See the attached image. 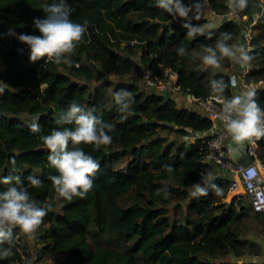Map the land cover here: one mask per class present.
Masks as SVG:
<instances>
[{
    "label": "trees",
    "instance_id": "trees-1",
    "mask_svg": "<svg viewBox=\"0 0 264 264\" xmlns=\"http://www.w3.org/2000/svg\"><path fill=\"white\" fill-rule=\"evenodd\" d=\"M260 1L264 5V0ZM54 2L58 0H0V63L5 66L7 86L0 87V177L19 175L33 199L51 204L43 220L51 226L40 240H46L45 248L53 257L65 256L54 264H140L141 257L144 264H209L201 259V254L212 256L235 248L239 240L232 226L247 210L242 206L239 213L235 198L230 204H217L219 198L226 197L229 181L212 180L207 195L190 200L188 208L197 218L173 221L159 207L168 203L171 193L190 196L184 188L198 183L201 170L207 168L201 163L207 148L202 141L182 143L177 149L174 144L163 147L157 141L150 145L143 141L152 137L162 123L173 124L180 133L187 134L189 129L209 130L212 122L197 112L179 108L174 100L156 92L148 94L138 84L129 83L126 77L138 73L142 65L130 53L121 52L135 44L142 50V63L161 66L160 71L177 72L181 89L197 98L214 96L212 81L222 80L228 85L222 95L231 98V79L226 73L209 81L204 71L190 68L191 60L202 51V46L215 47L221 33L231 34L229 45L238 41L245 25L242 19L253 13L251 0L239 13V20L234 18L204 34L201 32L209 24L206 19L186 17L178 21V16L158 8L156 0H67L73 9V22L87 21V31L71 57V67L46 64L44 59L32 62L29 46L7 35L10 27L18 34L40 35L34 20L44 19L42 6ZM210 4L217 15L229 13L227 0H210ZM162 24L167 25L165 33L161 31ZM185 24L199 28V36L187 37L189 29ZM254 31L248 53L253 57L249 65L254 68L247 77L250 83L264 80V16L259 18ZM177 47L186 48L188 54L179 55ZM108 76L117 81L108 80L91 91L90 85L102 83ZM108 84L114 85V90L105 99ZM121 90L132 97V114L127 119L122 118L127 114L118 111L114 99ZM255 99L264 109V89L256 92ZM73 102L114 125L108 133L113 139L110 145L98 150L92 145H81L100 165L93 187L85 198H62V212L56 215L55 191L48 177L58 173L49 164V152L40 136L53 129L73 127L56 123ZM24 116L29 117V123ZM33 122L39 124L40 132L30 131ZM259 154L264 162V143L259 146ZM127 156L134 161L126 171L116 169L115 165ZM13 158L15 172L10 171ZM165 166L173 171L169 173ZM29 176L41 180V187H32ZM165 185L169 193L166 199L163 193L156 195L157 189ZM8 187L0 184V192ZM220 189L223 193L218 197ZM131 193L139 201L129 208L122 207L121 198ZM93 227L109 240L95 237ZM19 231L15 229L14 235ZM123 245L128 246L127 252L120 250ZM18 249L15 240V254L0 260V264H16L21 259Z\"/></svg>",
    "mask_w": 264,
    "mask_h": 264
},
{
    "label": "clouds",
    "instance_id": "clouds-1",
    "mask_svg": "<svg viewBox=\"0 0 264 264\" xmlns=\"http://www.w3.org/2000/svg\"><path fill=\"white\" fill-rule=\"evenodd\" d=\"M158 8L163 9L173 16L186 18L192 8L182 3V0H156ZM196 11L200 6L197 4ZM247 7V0H227V8L233 17ZM46 13L44 19H35L34 27L38 29L40 35L18 34L13 28H9L8 36H14L19 42L26 44L30 48V60L32 62L45 60V63L55 65L72 66V55L77 46L83 41L87 31V21L83 24L75 23L71 19L72 7L67 0H58L51 4L42 6ZM199 18V17H197ZM189 29L188 35L193 36L200 31L199 28L185 24ZM232 39L231 34L224 32L217 39L215 47L202 46V51L196 54V58L202 61L204 70L208 68L218 69L221 61L228 58L247 69L252 56L243 45H229L227 42ZM178 54L185 55L183 47L178 49ZM111 78V77H110ZM231 86H237V80L232 77ZM228 87L224 81H212V94H222ZM2 91V90H0ZM256 93L247 90L231 98L222 97L220 103L222 108L219 112V119L222 122L225 132L231 137L235 148L229 147L230 152L238 151L244 143L253 142V138L259 139L264 136V109H262L255 99ZM118 111L127 119L131 115L132 97L126 90H121L114 96ZM38 119V118H37ZM58 125H70L62 130L53 129L50 134L41 135L40 140L48 150L47 157L51 167L55 168L58 175H50L52 188L58 197L71 201L74 197L85 198L92 189L94 177L99 170V163L86 154L81 145H92L95 150L101 146H108L112 143V136L108 133L114 125L108 124L97 118L92 110L73 102L67 111L61 113L56 121ZM30 131L38 133L41 131L38 123L30 124ZM13 167L10 170L15 172V159L11 161ZM171 173L173 169L165 166ZM29 183L34 188H39L42 181L34 176L28 177ZM0 184L9 185L6 191L0 192V260L12 257L15 253L14 230L19 229V235H23L28 241H34L36 233L43 223L51 204L44 202L41 204L33 199L28 189L23 185L19 175L9 174L0 177ZM205 186L196 183L192 186L190 195L194 198L207 195L208 182ZM215 188L214 185H212ZM219 190H217L218 192ZM164 194L168 197L167 185L157 189L156 195ZM3 245H8L3 247Z\"/></svg>",
    "mask_w": 264,
    "mask_h": 264
},
{
    "label": "rangeland",
    "instance_id": "rangeland-1",
    "mask_svg": "<svg viewBox=\"0 0 264 264\" xmlns=\"http://www.w3.org/2000/svg\"><path fill=\"white\" fill-rule=\"evenodd\" d=\"M182 3L186 6H189L186 2V0H182ZM190 7V6H189ZM230 13V12H229ZM189 14L191 15V17H194V14L192 11L189 12ZM189 16V15H188ZM187 16V17H188ZM205 16V15H204ZM213 17H215L216 15H211ZM216 18V17H215ZM183 18L178 16V21L181 20ZM228 22V21H227ZM166 24H162L161 25V31H163L164 33L166 32ZM208 31V28H205L201 34H204ZM162 32V33H163ZM199 34L196 33L193 36H189L187 35V37L190 38H195L198 37ZM125 44H122V48H125ZM181 47H177V49H179ZM184 48V47H183ZM185 49V55L188 54V50L186 48ZM123 54H131L133 56V58L138 61L139 63H142V50L138 47L135 46V44L133 46H131L128 50L126 49L125 51L121 52ZM146 65V64H143ZM143 65L141 70L136 73V74H132L128 77H126L127 81L129 83H133V84H138L140 87L142 86V82H143ZM230 66V59L225 58L224 60L221 61V67L218 69H212V68H208L207 70H204V66L202 64V61L198 58H192L191 60V65L190 68L191 69H200L202 71H204L207 75V79L210 81H212L213 79V75L217 74V71H219L220 69H227ZM4 72H5V66L0 63V87L2 88H6V84L4 83ZM216 72V73H215ZM111 77V78H110ZM116 77L114 76H108L106 81L102 82V83H95L91 86V91H95L97 89H99L100 85L105 84L106 82L111 81V82H115L117 81L116 79H114ZM74 81H78V79L73 78ZM114 90V85H109L106 88V90L104 91L105 94V99H108L110 97V95H112V92ZM141 90L143 92H145V87H141ZM152 92H156L157 91H152ZM147 93V92H146ZM108 106H111V103H108ZM24 121L26 122H30V119L28 116H24ZM185 137V134H182L178 131V128L175 125H167L162 123L160 128L157 129L156 133L143 141V144L146 145H150V142L152 141H157L159 144H161L163 147H167L170 144H174V149H177L181 146H183L182 143H185L183 141V138ZM160 141V142H159ZM134 160L132 159V157L127 156L124 158V160L120 163L115 165V168L121 171H126L127 167L130 165V163H132ZM200 178L198 183H201L202 186H205L204 181L206 180L208 182V185L211 184L212 180H215V178L213 177L215 175L214 171L210 168L207 167L203 170H201L200 172ZM36 174H39V171H36ZM194 184H189L188 187L184 188L185 190L190 192L193 190L192 186ZM207 185V188H208ZM218 194V197L222 195L223 190L220 189ZM236 195H240L243 196V192L242 190H240L239 194H234L231 192V189L229 188L226 197L225 198H219V200L217 201V204H230L233 200V198ZM232 197V198H231ZM193 197L190 195L188 198L183 197V195L181 196L178 193H171L170 199L168 200V203L165 206H159L160 208H162L164 210L165 215L169 216L173 221H179V222H183L185 221V219L192 217V218H197V215L193 212H191L188 208V205L190 203V200ZM244 198V197H243ZM53 200L56 203V208L54 210V214H58L61 213L62 211V206L64 205V203L62 202V198L58 197L57 193H54L53 195ZM139 198L135 193H131L128 194L124 197L121 198L120 200V205L122 207L125 208H129L131 207L134 203L138 202ZM243 206L246 208L245 210V215L244 217L236 222L233 226H232V230L236 233L239 243L235 248H229L227 250H223V251H219L218 253L214 254V255H209V254H201V259L203 261L208 262L209 264H239L238 261H248V260H255V259H261L264 258V216H258L253 214V212L250 211V209H248V205L246 204V200L244 199L243 202ZM50 223L47 220L46 222H43L42 225L40 226V228L38 229L37 234H40V237H36L34 242L32 241H28L23 235L22 236V242H23V253L26 256L27 262L26 264H38L41 261L45 262L51 259H54V261L60 262L61 260H63L65 258V256H61L59 257V259L53 257L49 251L46 250V248H42V244L46 245V240L42 241L40 244H38V240H40V238L42 237V234H44L45 231L50 229ZM92 232L94 234L95 237L97 238H101L103 240H106L107 237L102 236L96 228H92ZM109 239H107L108 241ZM111 245H114L113 243H110ZM41 247H40V246ZM34 250V251H33ZM38 250L37 254L36 251ZM120 250L122 252H127L129 250L128 246L123 245ZM53 262V261H52ZM140 264H144L143 258L141 257L139 259Z\"/></svg>",
    "mask_w": 264,
    "mask_h": 264
},
{
    "label": "built area",
    "instance_id": "built-area-1",
    "mask_svg": "<svg viewBox=\"0 0 264 264\" xmlns=\"http://www.w3.org/2000/svg\"><path fill=\"white\" fill-rule=\"evenodd\" d=\"M187 4L192 8L194 17L203 19L207 15H217L210 4V0H186ZM199 5V12L196 11V5ZM205 15V16H204ZM220 16V15H217ZM237 18V17H235ZM240 17L238 16L237 20ZM244 42L247 49L251 50V41L253 34L248 30H244ZM161 66H147L143 76V84L149 91H157L158 94L172 92L175 94H188L189 98L204 112L207 113V118L212 122L209 130L204 132H194L191 129L187 130V134L183 138L186 144H195L202 141L206 144V153L201 159V163L210 167L218 180H227L230 183L231 192L238 189L243 190V196L236 195V209L240 213L242 210L244 199L253 214L264 216V162L258 159L260 144L264 143V136L259 139L253 138V142L246 141V156L252 158L249 165H241L232 157V152L229 151L231 145V137L225 132L222 122L219 119V112L222 108L220 100L225 97L222 94H217L209 98H197L188 92H185L178 85L179 74L171 70H161ZM254 68L248 66L241 80H237V86L241 87V93L247 90H252L255 93L261 89L260 83H250L247 79V73ZM233 88V87H232ZM240 93V94H241ZM239 194V192H236ZM244 197V198H243ZM233 198V199H234ZM16 241L19 244V252L21 259L16 264H25L26 256L23 253L22 236L17 234ZM239 264H264V258L255 260H240Z\"/></svg>",
    "mask_w": 264,
    "mask_h": 264
},
{
    "label": "crops",
    "instance_id": "crops-1",
    "mask_svg": "<svg viewBox=\"0 0 264 264\" xmlns=\"http://www.w3.org/2000/svg\"><path fill=\"white\" fill-rule=\"evenodd\" d=\"M262 4H263V2H261ZM188 17H191V15L188 13ZM228 17V21H230V20H232V19H234L235 17H233V16H231L230 15V13H228V14H226V15H220V16H215V17H213V16H211V15H207L206 17H204L203 19H206L207 21H208V27H206V28H208V31L210 30V29H214L216 26H217V28L219 27V26H221V24H223V18L224 17ZM191 18H193V17H191ZM247 16L246 17H244L243 19H242V22L243 23H245L246 24V21H247ZM259 18L260 17H258L256 20H255V23H253L248 29L246 28V26L244 25V30L246 29V30H248L249 32H251L252 34H254L255 33V31H254V28H255V26L257 25V23H258V20H259ZM235 19H237V18H235ZM207 31V32H208ZM234 44H236V45H243L246 49H247V45H246V43L244 42V39H243V35L241 34V38L238 40V41H236ZM141 64V63H140ZM144 64V63H143ZM143 64H141V65H143ZM147 64L146 65H143V69H142V72H143V76H144V72H145V69L147 68ZM248 66H250V65H248ZM245 70L246 69H244V68H242L239 64H237V63H235L234 61H232V60H230V66H229V68H227V69H220L219 71H217V74H219V73H226L229 77H230V79L232 78V77H236L238 80H241L242 79V77H243V75H244V72H245ZM216 73V72H215ZM217 74H214L213 75V80H214V77L217 75ZM248 74H249V71H248V73H247V77H248ZM248 79V78H247ZM256 83H260L261 84V89H264V80H261V81H258V82H256ZM142 89H143V87H144V84H143V82H142ZM238 89H239V91H240V93H241V87H238ZM145 92H147L148 94H151L152 93V91H149L148 89H146L145 88ZM174 101L176 102V104H177V106L179 107V108H186V109H189V110H191V111H193V112H197V113H199L200 115H202V116H204V117H208L207 116V113L206 112H204V110H202V109H200L190 98H189V95L188 94H176V96H175V98H174ZM224 129V128H223ZM231 141V140H230ZM231 145H232V142H231ZM258 159L260 160V161H262L261 160V157H260V154H259V152H258ZM232 193H234V194H236V191H234V192H232ZM232 198V197H231ZM58 214H61V213H58ZM36 237L38 238V237H40V234H37L36 235ZM32 242H34V241H32ZM35 242H36V240H35ZM42 241L41 240H38V244H40ZM40 246V245H39ZM42 246V248H44V247H46V245H44V244H42L41 245ZM40 246V247H41ZM34 251V250H33ZM36 251V254L38 253L37 251L38 250H35ZM57 259H59V257L57 258ZM53 261V262H52ZM54 263H57V261H54V259H51V260H48V261H45V262H40V263H38V264H54Z\"/></svg>",
    "mask_w": 264,
    "mask_h": 264
},
{
    "label": "water",
    "instance_id": "water-1",
    "mask_svg": "<svg viewBox=\"0 0 264 264\" xmlns=\"http://www.w3.org/2000/svg\"><path fill=\"white\" fill-rule=\"evenodd\" d=\"M251 6L253 9V13L247 18L246 21V28L248 29L253 23H255V20L258 17L264 16V5L261 3L260 0H251ZM223 23H226L228 21V17H224L223 18ZM217 28V26L215 27ZM242 35L244 34V30H242ZM240 94V91L238 89V87L232 88V95H238ZM162 96H164L167 100H174L176 94L172 93V92H168V93H162L160 94ZM236 145L232 144V148H235ZM246 142L244 143V145L238 150V151H234L232 152V157L238 161L239 164L241 165H249L252 162V158L249 156H246Z\"/></svg>",
    "mask_w": 264,
    "mask_h": 264
},
{
    "label": "bare ground",
    "instance_id": "bare-ground-1",
    "mask_svg": "<svg viewBox=\"0 0 264 264\" xmlns=\"http://www.w3.org/2000/svg\"><path fill=\"white\" fill-rule=\"evenodd\" d=\"M240 190H242V188L241 189H238L236 192H240ZM242 192H243V190H242Z\"/></svg>",
    "mask_w": 264,
    "mask_h": 264
}]
</instances>
